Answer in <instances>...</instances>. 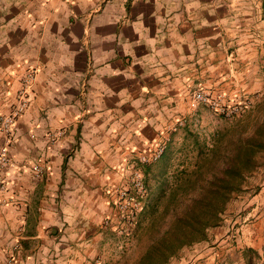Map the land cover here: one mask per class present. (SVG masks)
<instances>
[{"label": "crops", "instance_id": "crops-1", "mask_svg": "<svg viewBox=\"0 0 264 264\" xmlns=\"http://www.w3.org/2000/svg\"><path fill=\"white\" fill-rule=\"evenodd\" d=\"M263 22L261 0H0V114L35 72L0 173V263L135 264L102 227L123 170L199 116L195 92L261 93Z\"/></svg>", "mask_w": 264, "mask_h": 264}, {"label": "trees", "instance_id": "trees-1", "mask_svg": "<svg viewBox=\"0 0 264 264\" xmlns=\"http://www.w3.org/2000/svg\"><path fill=\"white\" fill-rule=\"evenodd\" d=\"M255 113L252 123L243 120L232 125L229 138L217 134L207 150L204 163L192 172L183 168L172 177L166 163L156 172H152L150 165L139 166L156 182L157 197L148 201L150 203L151 200V214H154L161 196L171 183L169 187L172 188L162 210V225L156 228L153 219L151 241L135 264H168L183 248L204 243L208 231L219 226L233 194L240 191L245 179L261 163L264 153V97L256 105ZM166 147L160 159H165ZM241 255L244 264H264V246L261 253L245 246Z\"/></svg>", "mask_w": 264, "mask_h": 264}, {"label": "rangeland", "instance_id": "rangeland-1", "mask_svg": "<svg viewBox=\"0 0 264 264\" xmlns=\"http://www.w3.org/2000/svg\"><path fill=\"white\" fill-rule=\"evenodd\" d=\"M264 0H261V15L264 19ZM264 23V22H263ZM264 25V24H263ZM261 51L264 52V39L261 40ZM264 97V53L261 58V93H251L246 99L229 102L238 113L227 120L219 116L210 108L202 107L198 117L190 122L183 123L175 132L173 140L169 142L166 149L165 159L154 163L156 172L165 163L168 173L173 177L177 170L183 168L189 172L195 170L198 165L204 163L207 150L213 144L217 134L226 139L232 135V125L238 121L252 123L255 116V107ZM165 161V162H164ZM149 177V188L144 202L143 211L138 215L135 227L129 230L125 236L118 237L122 244H127L128 250L136 246V250L130 255L143 253L151 241V223L155 221V227L160 228L162 210L171 196V188L161 196L154 214H151L149 199L157 197L156 182ZM145 178V177H144ZM172 181V180H170ZM149 190H151L149 192ZM151 195V196H150ZM150 196V197H149ZM153 217V218H152ZM154 219V221H153ZM248 234L263 240L264 246V153L261 155V163L257 169L250 174L243 182L240 191L233 194L225 212L221 216L218 227L210 229L207 233V240L204 243H197L183 248L177 257L171 259L175 264H206L207 258L214 257V264H244L241 255L242 249L247 246ZM261 253V248H260ZM204 261V262H202ZM179 262V263H178ZM202 262V263H201Z\"/></svg>", "mask_w": 264, "mask_h": 264}, {"label": "built area", "instance_id": "built-area-1", "mask_svg": "<svg viewBox=\"0 0 264 264\" xmlns=\"http://www.w3.org/2000/svg\"><path fill=\"white\" fill-rule=\"evenodd\" d=\"M35 80V72H29L22 80L21 88L17 93L16 103L9 113L0 114V134L4 140V144L0 149V173L4 168L13 167L8 149L13 141V129L17 120L27 110L29 97L32 94L33 84ZM226 96L223 93L212 96L200 90L193 94L192 102L194 104L205 105L219 116L225 119H231L238 109H234L231 104L226 102ZM183 120H177L174 124L166 126L164 134L169 135L175 132L183 125ZM169 139L163 140L156 145H148L144 150L140 151L136 157L131 158L126 170H123L125 180L122 185L114 190L113 210L115 212V220L107 218L103 221L102 227L111 229L117 237L125 236L126 233L135 227L138 215L143 211L144 202L147 197V187L144 182V173L139 166L151 165L160 160ZM35 179H39L42 170L39 166L33 167ZM5 189V184L0 178V192ZM0 264H19L13 252H7L5 260ZM93 264H100L95 261Z\"/></svg>", "mask_w": 264, "mask_h": 264}]
</instances>
